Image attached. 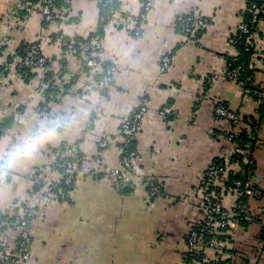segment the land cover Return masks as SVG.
<instances>
[{"label": "crops", "instance_id": "1", "mask_svg": "<svg viewBox=\"0 0 264 264\" xmlns=\"http://www.w3.org/2000/svg\"><path fill=\"white\" fill-rule=\"evenodd\" d=\"M23 1L0 0V64L5 61L11 66L6 71L0 68V141L14 139L37 116L70 110L81 114V122L48 145L35 163L0 177V211L11 213L15 202L26 201L37 176L33 178L35 168L55 174L50 167L61 144L82 147V168L86 170L75 179L69 201L43 202L36 207L27 264H183L185 236L201 217L202 171L214 158L233 150V143L224 134L213 131H229L226 120L212 115L213 104L226 101L244 114L254 110L241 85L224 76L226 54L234 51L228 37L245 0H155L138 37L122 28L119 19L99 24V7L94 0L65 1L67 6L56 7L58 18L47 27L36 8L31 13L20 8L19 19L13 21L8 14ZM119 1L123 12H139L141 0ZM21 11L27 17L22 18ZM193 12L208 22L202 33L187 41L182 18ZM52 31L84 38L98 33L101 59L116 67L110 89L83 93L86 84L81 87L75 82L60 102L43 101L47 84L39 77L25 78L14 66L22 42L40 38L42 52L54 72L62 59L66 60V74L81 69L76 53L51 41ZM257 49L255 81L264 88V38ZM164 54H172L173 61L160 73L158 65ZM79 77L82 82L83 77ZM90 79L88 74L84 82ZM205 84H209L207 89ZM143 95L148 97L150 112L134 138L136 157L129 176L116 185L99 169L120 168L118 124L136 109ZM167 103L173 104L175 115L157 117V109ZM107 135L115 145L105 150L98 164L97 140ZM251 156L255 163L252 182L264 190V119ZM146 178L158 180L162 187L153 200L142 185ZM222 202L227 210L233 207V195L226 194ZM250 204L257 210L264 203L258 199ZM260 228L256 223L246 229L239 227L232 242L258 244ZM211 250L205 251L209 259ZM260 264H264V248Z\"/></svg>", "mask_w": 264, "mask_h": 264}, {"label": "built area", "instance_id": "2", "mask_svg": "<svg viewBox=\"0 0 264 264\" xmlns=\"http://www.w3.org/2000/svg\"><path fill=\"white\" fill-rule=\"evenodd\" d=\"M55 0H39L38 3H33L32 1L26 0L23 2L17 3V5L13 6V10L10 11L8 17H10L13 21H17L19 19L18 10L20 8H24L28 13L38 7L43 20L48 23H54L58 18V12L56 7L54 6ZM68 1V0H66ZM98 6L103 5L104 8H111V5L115 3L117 0H94ZM251 3L249 7V11L252 14L256 15L258 10L256 7V3L258 0H248ZM155 0H141L140 9L137 14H133L129 11L123 12L120 8L112 9L109 16H107L108 23H114L117 19L120 21L118 24L128 31L131 35L138 37L141 35V26L139 25L138 18L144 19L145 14L151 9ZM103 8V10H104ZM246 8V0L245 7ZM243 9V10H244ZM59 11V10H58ZM264 12V11H263ZM189 14V13H188ZM187 15V14H186ZM185 22L184 32L186 35H189L186 40H193L195 37L194 31L199 28H204L207 25V19L199 14L187 15L183 19ZM264 24L261 20H259L258 28L262 31V35L258 36L254 32H249L247 25L243 22V18L239 15L238 22L235 25L233 33L239 31L240 33L248 34V38L252 39V44L257 46L264 38V27L261 26ZM193 27H190V26ZM7 42V40H6ZM54 42L67 47L69 51L72 53H77L80 51L81 53L87 54L86 58V66L88 67V74H100V80L97 83H90L85 85V89H91V86L104 89L109 86V84L113 81L114 74L116 72V67L113 65L112 67H107L104 69L103 61L101 59V52L103 50L101 45V40L98 37H94L88 42H78L70 37V39L65 40L62 36H56L54 38ZM229 44L234 47L235 39L229 35L228 37ZM250 43V42H249ZM5 44V41L3 42ZM237 55L236 50L234 49L232 56ZM258 55V51L257 54ZM256 55L252 56L251 59V67H256ZM173 61L172 54H164L161 56L159 61L158 70L160 73H164L170 68V65ZM18 66L23 64L25 67L32 68L36 71L44 73L46 69H48V60L42 52V41L40 38H36L31 41L29 46L25 49V54L21 58L15 61ZM4 65L5 69L10 68L9 64L5 61L1 63ZM9 66V67H7ZM11 69V68H10ZM12 73V71H11ZM225 76L229 80H233L234 73L224 72ZM175 109L170 105H164L157 109L155 114L157 117L164 119L169 115L175 114ZM150 112V106L148 104V98L144 97V95L139 99V103L136 109L130 114L122 117L118 124V135H120V155L118 158V162L120 163V168L109 167L106 169L100 168L99 171L105 172L106 177L112 179L113 183L118 185L117 181H123L128 178V170L132 165L133 161L136 157V151L130 150L126 154L123 153V147L130 140H133L137 134L141 131L143 127V120L145 116ZM215 113L219 116L224 117L227 120L233 121L237 123L239 121V117L233 113L232 111L224 109V107L220 104H216ZM232 135L229 134L227 138L231 139ZM121 139V140H120ZM115 144L108 137H100L97 140L98 153L95 157V161L98 164H101L103 161V155L105 150L110 149ZM79 145L77 143H69L65 144L64 151L60 154L57 153L54 161L52 162L51 169L55 172V174H49L42 170L36 175L35 181L40 183L42 188L35 192V194H31L24 202H16L17 209L15 212L17 218L18 226L15 227L12 233H0V264H27L31 258V221L36 215V207L43 202H56L58 198L65 200L66 194L62 191H56L58 185L61 181L67 186L73 183V180L78 176L83 168L79 169L81 156L78 154ZM63 158L62 160H56V157ZM222 161L227 162L229 158L226 155L220 156ZM221 165L216 164V162H211L205 169L204 173L201 175L200 187L201 190H207L210 186L217 185L220 178L225 176V172L222 171ZM34 173V172H33ZM235 184V194L237 192L241 194H245L247 196L253 195L254 188L252 182L249 178H247L244 182L240 180L234 181ZM142 185L147 187L149 198L153 199L161 194L162 187L158 180L153 178H146L142 180ZM208 191V190H207ZM199 198H202V202L200 203V212L203 214H211L218 216L217 223L212 226L219 227L221 229H229L228 231H235L239 227V217L243 215L248 221H253V213L251 207L248 203L242 204L240 210L234 211L227 210L222 202V199H218V195L214 191L208 192V194L204 197L199 195ZM202 210V211H201ZM257 211L264 214V206H260L257 208ZM13 214V213H12ZM200 217V219H201ZM199 219V220H200ZM260 225L264 228V215L260 216ZM11 228V227H10ZM206 226H202L200 228L191 226L186 235L185 242V252H189L190 255L194 257V255L199 254V252L204 249V258L209 257L206 255V249H215L219 255L222 254L221 247L223 245L218 242L211 241L209 242V247L205 248V233L207 231ZM20 236V241L18 244H15L14 250H11V237L12 235ZM225 257V255H224ZM223 257V258H224ZM194 260V259H193Z\"/></svg>", "mask_w": 264, "mask_h": 264}, {"label": "trees", "instance_id": "3", "mask_svg": "<svg viewBox=\"0 0 264 264\" xmlns=\"http://www.w3.org/2000/svg\"><path fill=\"white\" fill-rule=\"evenodd\" d=\"M33 3H38L39 0H29ZM66 0H55L54 6L61 9L62 6H67L64 2ZM120 1L117 0L115 3L111 5V8H104L103 5H99V19L103 26L105 23H107V16L110 15L112 9H118L119 8ZM251 6L250 1L246 0V8L241 11L240 15L243 18V22L247 25L249 32H254L258 36L262 35V31L258 28L259 20L264 22V0H258L256 3L257 7V14L254 15L252 12L249 11V7ZM38 9V7H35ZM104 8V10H103ZM22 18L27 17L24 11H21ZM146 15V14H145ZM187 15H192V13H189ZM185 15V16H187ZM183 16V18L185 17ZM182 18V19H183ZM144 19L138 18L139 25L143 23ZM44 24V27H47L48 23H46L44 20L42 21ZM185 22L182 20L181 26H183L184 29ZM190 27H193L192 25ZM203 28L196 29L194 31L195 34L202 33ZM51 41L54 42V38L56 36H62L63 39L68 40L71 36L64 35L62 32H51ZM98 34V33H97ZM94 32H91L87 37H73L74 40L78 42H88L89 40L93 39L94 37L100 36L97 35ZM231 36L235 39L234 43V49L237 52V55H228L226 54V67L225 72L234 73L235 76H233V81L240 84L244 95H246V99L254 104V110L252 113L244 114L242 111L238 109H232L229 107V104L226 101H218L213 104V116L216 120H226V123L229 126V131H217L213 130L216 135L218 134H224V137L227 138L229 134L232 135L231 143H233V150L225 154L229 160L227 162L222 161L221 157L214 158L211 162H216V164L221 165V169L223 172H225V176L220 178L217 185L210 186L209 189L201 190L200 195L202 197L206 196L208 192L214 191L218 195V199H222L223 196H225L228 193H231L234 197V206L229 208L228 210L234 209V211L240 210V207L242 204L248 203L251 207V202L253 200H262V203H264V190L259 189L255 184L252 182V173L255 169V163L252 159L251 153L254 150L258 140H259V133L261 131V125L262 121L264 119V88L257 84L255 79L257 76V73L259 69L257 67L252 68L251 67V59L253 55L257 54L258 49L256 48L255 44L251 45L252 39L248 38V34L240 33L239 31H236L235 33H232ZM250 42V43H249ZM31 41L22 42L18 47L16 52L18 53V57L22 59V57L25 54V49ZM63 49L67 50V47H62ZM78 56L80 62H81V69L79 72L68 75L66 74V60L62 59V63L59 64L58 71L54 72L50 67V62L48 60V69L44 71V73H41L39 71H36L32 68L25 67L23 64H20L21 66H18L15 64L14 66L18 68L22 73L25 74V78H41V81L45 84H47V88L44 90V98L45 102L49 100V102L58 103L61 101V99L70 92L71 86L75 84V82L79 84V86H83L85 84L90 83H97V81L100 80L101 75L100 74H93L91 75V79L89 81H85L84 79L88 77V67L86 66V58L87 54L81 53L78 51L76 53ZM13 59V57H12ZM103 61L104 69L107 67H112L113 64L107 63ZM1 65V64H0ZM4 71H6L5 67H0ZM8 69V68H7ZM53 72L55 75H53ZM65 74V75H64ZM24 76V75H23ZM68 76V78H67ZM83 77V81H79L80 77ZM225 76V73H224ZM54 77V78H53ZM226 78V76H225ZM79 79V80H78ZM59 80V81H58ZM113 82V81H112ZM111 82V83H112ZM60 85H59V84ZM111 83L108 87L104 89H98L93 86H91V89H84L82 90L83 93H86L91 90H99L106 92L107 88L110 87ZM79 87V88H81ZM209 87V84H205V89ZM110 89V88H109ZM79 93V92H78ZM147 97V96H144ZM148 98V97H147ZM44 104V103H43ZM216 104H220L224 107V109L232 111L239 117V121L237 123H234L233 121L227 120L222 116H219L215 113V106ZM164 105H170L173 106L172 103H167ZM163 105V106H164ZM173 115H169L164 119H169L173 117ZM105 137H108L105 136ZM109 138V137H108ZM134 139L130 140L127 144L123 147V153L126 154L130 150H135L134 148ZM78 144V143H77ZM120 145V144H119ZM65 144H61L59 148L55 149L56 154L61 153L64 151ZM99 151V149H98ZM136 151V150H135ZM78 154L82 157V147L79 146ZM63 158L56 157V160L60 161ZM86 161V160H85ZM81 165L79 166V169L83 167L82 158L80 160ZM131 168V167H130ZM127 169V170H130ZM51 169V167H50ZM42 168L37 167L34 169L33 175L39 173ZM84 172L86 171L85 168L82 169ZM81 170V172H82ZM131 171V170H130ZM129 171V172H130ZM205 169L202 171L204 173ZM80 172V173H81ZM79 173V174H80ZM83 174V173H81ZM33 176V178H34ZM77 178V177H76ZM75 178V179H76ZM247 178H249L252 182L254 193L253 195L247 196L245 194H241L237 192L235 194V184L234 181L240 180L245 181ZM75 179L73 180V183L69 186L65 185L63 181H61L58 185L59 189H56V191H62L66 194L65 200H62L58 198L56 201H69L70 200V191L72 188V185L74 186ZM40 183H37L35 181V178L33 179L32 187L30 188L31 194H35V192L39 191L42 187ZM154 199V198H153ZM151 199V200H153ZM27 201V200H26ZM199 203L202 202V198L198 200ZM17 203L13 204V207L11 209V213L9 211H0V233H12L15 229V227L18 226L17 224V218L15 215L16 209H17ZM261 206H264L262 204ZM252 213H253V221H248L243 215H240L239 217V227L240 228H248L250 224L256 223L260 225V216L261 213H259L257 210H254V208L251 207ZM202 211V210H201ZM13 213V214H12ZM203 213L200 212V215ZM218 216L211 215V214H205L201 217V219L197 220L196 223L192 224L193 227L200 228L202 226L207 227V231L205 233V248L209 247V242L215 241L220 242L219 244L223 245L221 247L222 254L219 255V253L214 249H212V256L211 259L204 258V249L203 251L199 252V254L190 255L189 252H183L182 254V263L183 264H260V256L262 254V250L264 248V228L261 226V231L259 233L258 237V244H251L253 242L247 241V242H232V235L235 231H228L229 229H221L219 227L212 226L213 224H216L218 219ZM11 227V228H10ZM238 227V228H239ZM32 238V237H31ZM20 241V236L13 234L11 237V250H14L15 244H18ZM185 242H186V236H185ZM225 255V257H224ZM224 257V258H223ZM194 259V260H193Z\"/></svg>", "mask_w": 264, "mask_h": 264}, {"label": "clouds", "instance_id": "4", "mask_svg": "<svg viewBox=\"0 0 264 264\" xmlns=\"http://www.w3.org/2000/svg\"><path fill=\"white\" fill-rule=\"evenodd\" d=\"M33 120L11 141H0V177L35 163L48 145L55 144L81 122V114L69 110Z\"/></svg>", "mask_w": 264, "mask_h": 264}, {"label": "rangeland", "instance_id": "5", "mask_svg": "<svg viewBox=\"0 0 264 264\" xmlns=\"http://www.w3.org/2000/svg\"><path fill=\"white\" fill-rule=\"evenodd\" d=\"M86 90V89H85Z\"/></svg>", "mask_w": 264, "mask_h": 264}]
</instances>
